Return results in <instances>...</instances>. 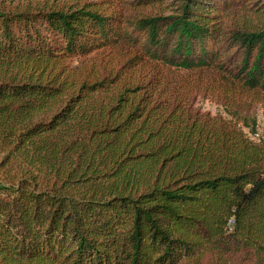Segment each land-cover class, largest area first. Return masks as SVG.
Instances as JSON below:
<instances>
[{
    "label": "trees",
    "instance_id": "1",
    "mask_svg": "<svg viewBox=\"0 0 264 264\" xmlns=\"http://www.w3.org/2000/svg\"><path fill=\"white\" fill-rule=\"evenodd\" d=\"M109 8L0 0V264H264V0ZM122 47L193 77L72 67Z\"/></svg>",
    "mask_w": 264,
    "mask_h": 264
},
{
    "label": "rangeland",
    "instance_id": "2",
    "mask_svg": "<svg viewBox=\"0 0 264 264\" xmlns=\"http://www.w3.org/2000/svg\"><path fill=\"white\" fill-rule=\"evenodd\" d=\"M22 1H29L35 5L44 4V5H60L65 6L74 3H84V2H91V3H100L103 7H111L108 10H121L123 9L122 6L124 5L125 0H22ZM146 12H162L164 8L155 7L145 10ZM260 19H254L255 22H260ZM259 25V24H255ZM135 52L127 47H122L119 50L113 52H105V53H93L86 58H78L72 61V67L78 68L80 71L85 73H94V72H137L140 74H147L148 76H161L164 77L167 81H170L172 84L180 83L182 81H188L193 76L188 75L183 72H175L173 70H168L167 68H162L161 66L153 65V64H140L138 69L135 65L133 60ZM132 66L134 69L129 70ZM197 78V77H196ZM207 76L205 77V81ZM209 82V81H207ZM206 82V83H207ZM209 85L206 86L207 89ZM209 89L207 91H203L199 96L196 107L204 113H209L212 116L217 114L224 115V105L226 101L223 96L219 93H215ZM243 97V96H242ZM247 99L246 101L252 102L253 111L258 120V136L254 140H264V96H255L251 95L249 97H243ZM3 154L0 155L3 158ZM0 158V160H1ZM19 166L14 164L7 169H0V185L1 184H11L14 180H17L20 176Z\"/></svg>",
    "mask_w": 264,
    "mask_h": 264
}]
</instances>
